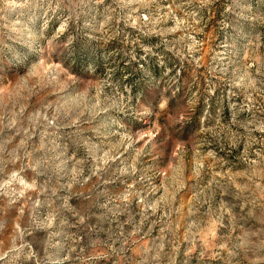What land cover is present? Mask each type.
<instances>
[{"label":"rangeland","instance_id":"rangeland-1","mask_svg":"<svg viewBox=\"0 0 264 264\" xmlns=\"http://www.w3.org/2000/svg\"><path fill=\"white\" fill-rule=\"evenodd\" d=\"M0 264H264V0H0Z\"/></svg>","mask_w":264,"mask_h":264}]
</instances>
